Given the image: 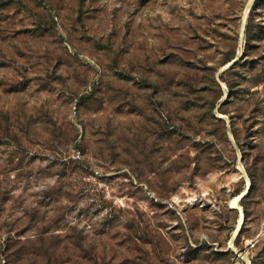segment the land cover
Listing matches in <instances>:
<instances>
[{"label":"rangeland","instance_id":"rangeland-1","mask_svg":"<svg viewBox=\"0 0 264 264\" xmlns=\"http://www.w3.org/2000/svg\"><path fill=\"white\" fill-rule=\"evenodd\" d=\"M249 1L0 0V264H264Z\"/></svg>","mask_w":264,"mask_h":264},{"label":"bare ground","instance_id":"bare-ground-1","mask_svg":"<svg viewBox=\"0 0 264 264\" xmlns=\"http://www.w3.org/2000/svg\"><path fill=\"white\" fill-rule=\"evenodd\" d=\"M254 2H255V0H250L249 1V3H248V6H247V10H246V13H245V15L246 16H248V14H249V11L251 10V8H252V6H253V4H254ZM245 25V24H244ZM243 33V32H242ZM236 60V59H235ZM233 61V62H231V63H229V66L228 67H230L234 62H236V61ZM217 117L218 118H221V119H223V120H227L228 119V116H226V115H222V114H220V113H218L217 114ZM229 121V120H228ZM230 136L231 137H233L234 138V136H233V134H232V132L230 131ZM233 140H235V139H233ZM239 160H238V168H239V170L242 172V174H243V179H245V182H246V188L239 194V195H237L236 197H234L231 201H230V205H229V207L231 208V209H235V210H237L238 212H239V220H238V223H237V226H236V232H235V234L236 233H238L237 235H239V233H240V231H241V229H242V227H243V225H244V221H245V214H244V210H243V208H242V206L240 205V202L243 200V199H245V197L248 195V193H249V189H250V185H251V180H250V177H249V175H248V173H247V171H246V169H245V167H244V165H243V163H242V152H241V150H239ZM231 245H233L232 243H231Z\"/></svg>","mask_w":264,"mask_h":264},{"label":"trees","instance_id":"trees-1","mask_svg":"<svg viewBox=\"0 0 264 264\" xmlns=\"http://www.w3.org/2000/svg\"><path fill=\"white\" fill-rule=\"evenodd\" d=\"M261 0H255V2H254V4H253V7H252V10H251V12H250V17H249V20H248V23H247V25H246V29H245V33H246V43H247V45L250 43V42H253V41H255L258 37L257 36H253L252 34H251V14H252V12H254L258 7L260 8V4H259V2H260ZM247 57V55L244 53V55L238 60V61H241V60H243L244 58H246ZM236 58H231V59H229L228 61H227V64L228 63H231V62H233L234 60H235ZM238 61L235 63V64H233V65H236L237 63H238ZM233 67V66H232ZM234 68V67H233ZM232 68V69H233ZM229 84V83H228ZM229 87L232 89V87L230 86V84H229ZM232 98V91L231 90H229V94H228V99H231ZM228 101V100H227ZM223 112H224V110H222ZM223 114H225V113H222V115ZM215 119V118H214ZM220 120H221V118H220ZM223 120V119H222ZM225 121V120H224ZM239 193H237L236 195H238ZM249 194V193H248ZM235 195V196H236ZM243 229V228H242ZM242 229H241V231H240V233H239V235L242 233ZM238 235V236H239Z\"/></svg>","mask_w":264,"mask_h":264},{"label":"built area","instance_id":"built-area-1","mask_svg":"<svg viewBox=\"0 0 264 264\" xmlns=\"http://www.w3.org/2000/svg\"><path fill=\"white\" fill-rule=\"evenodd\" d=\"M256 246L255 241L249 243L248 248H254Z\"/></svg>","mask_w":264,"mask_h":264},{"label":"water","instance_id":"water-1","mask_svg":"<svg viewBox=\"0 0 264 264\" xmlns=\"http://www.w3.org/2000/svg\"><path fill=\"white\" fill-rule=\"evenodd\" d=\"M244 26H245V25H244ZM235 61L237 62V61H238V59H236ZM236 62H234L233 64H235ZM233 64H232V65H233ZM232 65H231V66H232ZM231 66H230V67H231ZM228 68H229V67H228ZM225 69H227V68H225Z\"/></svg>","mask_w":264,"mask_h":264}]
</instances>
